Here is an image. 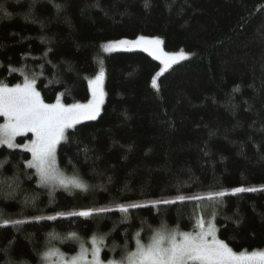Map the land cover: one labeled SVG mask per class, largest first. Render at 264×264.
Here are the masks:
<instances>
[{
  "label": "trees",
  "instance_id": "trees-1",
  "mask_svg": "<svg viewBox=\"0 0 264 264\" xmlns=\"http://www.w3.org/2000/svg\"><path fill=\"white\" fill-rule=\"evenodd\" d=\"M145 3L0 0L11 13H0V84L34 79L45 103L67 106L87 103L90 80L105 71L100 115L68 129L57 148L61 171L78 174L88 191L41 186L28 167L30 151L0 146V213L26 221L0 227V249L12 242L8 255L0 251V264L9 258L41 264L49 247L75 256L79 243L66 239L72 232L86 242L89 259L92 236L108 234L101 256L118 260L125 246L135 250L141 221L192 231L194 215L207 221L213 210L206 202L150 203L175 199L178 189L186 196L228 192L215 206L218 238L237 252L264 250V0ZM141 36L157 37L167 52L188 58L162 72L144 50L104 54L110 42ZM241 186L258 190L231 195ZM131 202L148 206L130 209L127 221L118 210L93 218L58 215ZM149 235L144 226L141 238Z\"/></svg>",
  "mask_w": 264,
  "mask_h": 264
},
{
  "label": "snow or ice",
  "instance_id": "snow-or-ice-1",
  "mask_svg": "<svg viewBox=\"0 0 264 264\" xmlns=\"http://www.w3.org/2000/svg\"><path fill=\"white\" fill-rule=\"evenodd\" d=\"M146 0L145 7H148ZM60 5H57L59 8ZM0 13L3 16L10 17L3 5H0ZM162 41L158 38L147 39L143 36L136 41L121 40L105 46V51H112L119 45L141 46L146 52H151L157 59L164 56V66L168 68L171 64L179 60L188 58V54L181 51L178 54L163 53L160 50ZM2 66V65H0ZM15 71V69H12ZM105 72L101 67L99 74L94 80L90 81L92 85L93 99L87 104H61L57 99L55 104H47L37 91L34 79L27 77L23 84H16L9 87L6 84H0V116L6 118L4 124H0V146L7 145L9 148L19 147L15 143L17 136L32 133L35 139L24 147L32 153V160L28 162V167L35 168L39 176L41 186H56L65 189H79L88 191L89 185L79 178L78 174L72 177H66L57 165V147L62 141H67L66 132L84 120H96L100 115L101 106L104 102L103 80ZM154 87L157 81H152ZM238 91V89H237ZM5 162L0 161V168ZM254 187H236L231 190V195L245 192H256ZM175 199H157L151 201L153 206L175 204L177 201H196L198 205L207 203L212 207L209 218L205 220L203 215H194L195 224L192 231H182L177 225L170 228L166 222L161 221L158 228L152 229L146 221H141L142 228L135 233V250H129L124 247L123 255L117 259L105 260L101 256L105 239L108 234L93 235L91 238V259H89V248L77 233H69L66 239L76 240L80 246V252L71 257H66L59 249L49 247L41 255V264H264V250L254 251H234L227 242L218 238V231L215 224V206L223 204V198L229 195L225 190L210 191L205 195L186 196L179 193ZM34 202V201H33ZM28 201H25L27 204ZM147 204L136 202L120 203L110 207H99L81 210L77 212L59 213V216L93 218L102 214L118 210L123 215V220L130 219V209L147 207ZM56 220L57 216H35L34 220L42 219ZM230 219V217H225ZM26 221L11 220L3 218L0 213V227L9 225L18 226ZM147 226L150 235L147 241L141 238L143 227ZM51 239H58L54 233L49 234ZM12 242H9V249ZM117 247L113 245V249ZM9 249H0L5 255L9 254ZM5 264H15L12 259L5 260Z\"/></svg>",
  "mask_w": 264,
  "mask_h": 264
},
{
  "label": "rangeland",
  "instance_id": "rangeland-1",
  "mask_svg": "<svg viewBox=\"0 0 264 264\" xmlns=\"http://www.w3.org/2000/svg\"><path fill=\"white\" fill-rule=\"evenodd\" d=\"M145 38H147V39H156L157 37H145ZM139 38H137V39H121V40H127V41H136V40H138ZM159 39V38H158ZM121 40H117V41H113V42H118V41H121ZM161 40V39H160ZM113 42H110V43H113ZM110 43H108V44H110ZM108 44H106V45H108ZM120 50H143V45H141V46H132V45H119L117 48H115V49H113L112 51H104V54H109V53H112V52H114V51H120ZM160 50H161V52H163V53H168V54H178V53H180V52H174V53H170V52H167L164 48H163V46H162V43H161V45H160ZM149 54H151V52L149 51L148 52ZM184 53H186V52H184ZM154 58H156V56L155 55H153V54H151ZM157 59V58H156ZM164 56L163 55H161V58L160 59H157V60H159L160 62H161V71L163 72V71H166V70H168L169 68H171L174 64H176V63H178V62H180V61H183V60H179L178 62H176V63H173V64H171V66L170 67H168V68H165V66H164ZM100 71V70H99ZM105 72V71H104ZM99 74V72L90 80V81H92V80H94L95 79V77L97 76ZM104 82H105V76H104V80H103V90H104V93H105V89H104ZM14 87V86H13ZM90 89H91V97H90V100L87 102V103H89L92 99H93V95H92V85L90 84ZM104 100H105V96H104ZM87 103H81V104H87ZM55 104V103H54ZM61 104H63L62 102H61ZM103 104H104V102H103ZM103 104H102V106H101V111H102V108H103ZM84 121H87V120H84ZM6 122V118L5 117H3V116H0V124H4ZM83 122V121H82ZM68 131V130H67ZM67 133V132H66ZM29 134V133H28ZM27 134V135H28ZM23 137L24 136H26V135H22ZM22 136H17L16 137V140H15V143L17 144V145H20L19 147H14V148H19V149H24V150H27L25 147H24V145H28V144H30L31 143V141L32 140H34L35 139V136L33 135V138H31L30 140H24L23 142H19V141H17V139L19 138V137H22ZM5 146H7V145H5ZM8 147V146H7ZM58 148V147H57ZM31 153V152H30ZM32 154V153H31ZM56 157H57V152H56ZM58 165V164H57ZM59 167V166H58ZM60 169V168H59ZM61 170V169H60ZM65 175V174H64ZM66 176V175H65ZM66 177H69V176H66ZM70 178V177H69ZM49 189H51V190H56V189H61V188H63V187H60V186H56L55 188H53L52 186H47ZM72 189H75V188H72Z\"/></svg>",
  "mask_w": 264,
  "mask_h": 264
}]
</instances>
